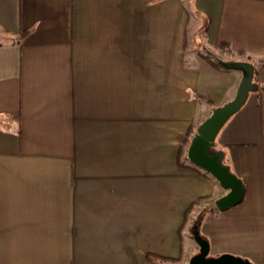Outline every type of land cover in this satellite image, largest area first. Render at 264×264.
<instances>
[{"label": "crops", "instance_id": "1", "mask_svg": "<svg viewBox=\"0 0 264 264\" xmlns=\"http://www.w3.org/2000/svg\"><path fill=\"white\" fill-rule=\"evenodd\" d=\"M202 46L263 87L215 139L244 187L224 211L182 139L241 73ZM201 207L211 255L264 264V0H0V264H187Z\"/></svg>", "mask_w": 264, "mask_h": 264}, {"label": "water", "instance_id": "2", "mask_svg": "<svg viewBox=\"0 0 264 264\" xmlns=\"http://www.w3.org/2000/svg\"><path fill=\"white\" fill-rule=\"evenodd\" d=\"M202 51L220 68L241 73L234 96L211 107L210 113L198 123L186 147L187 160L211 175L225 190L213 201L218 211H224L241 202L244 187L241 178L225 161V151L216 146L215 139L228 119L245 103L248 94L263 87L254 80L253 62L220 57L206 46H202ZM199 224L195 221L191 226V236L198 246V251L189 258L188 264H253L249 259L231 253L209 255L210 245L200 234Z\"/></svg>", "mask_w": 264, "mask_h": 264}, {"label": "trees", "instance_id": "3", "mask_svg": "<svg viewBox=\"0 0 264 264\" xmlns=\"http://www.w3.org/2000/svg\"><path fill=\"white\" fill-rule=\"evenodd\" d=\"M201 54L207 59V60H209L213 65H215V66H217L208 56H206L202 51H201ZM224 58H238V59H245V58H241V57H239V56H236V55H227V56H224ZM218 67V66H217ZM206 101L209 103V104H211V105H214V103L211 101V100H209V99H207L206 98ZM196 127H197V125H194L188 132H187V134L186 135H184L183 136V139H182V141H183V144L185 145V146H187V144L189 143V140H190V138L192 137V135H193V133H194V131H195V129H196ZM178 164L179 165H184V163L182 162V161H178ZM192 168H194V169H196V170H198V171H200L201 172V170L198 168V167H196V166H194V165H190ZM201 199H199V200H197V201H194L193 203H191V205L189 206V208L191 207V206H193L194 204H199L201 201H200ZM210 209H212V210H216V208H215V206L212 204L211 205V207H210ZM201 217H202V214H200L199 215V217L195 220L197 223H200V220H201ZM195 221H193V223L195 222ZM192 223V224H193ZM204 237V236H203ZM205 238V237H204ZM169 259H171V260H175V261H177V262H179L181 259H182V255L180 254L178 257H176V258H169ZM149 260L153 263V264H156V262H155V260L153 259V257L151 258H149Z\"/></svg>", "mask_w": 264, "mask_h": 264}, {"label": "rangeland", "instance_id": "4", "mask_svg": "<svg viewBox=\"0 0 264 264\" xmlns=\"http://www.w3.org/2000/svg\"><path fill=\"white\" fill-rule=\"evenodd\" d=\"M197 36L200 37V39H201V37H202L201 31H198V32H197ZM189 38L191 39V41H194V42H193V47H194V48H200L199 43H197V42H199V40H197V41L195 40L193 30H192V31L190 30ZM192 39H194V40H192ZM201 51H202V48H201ZM202 52H203V51H202ZM203 53H204V52H203ZM204 54H205V53H204ZM185 152H186V150H185ZM185 157H186V156H185ZM212 204H213V203L210 202L209 205H206V208L211 207ZM213 205H214V204H213ZM194 209L197 210L198 208H193V209H192V210L194 211V213H192V215L194 214V219H193V221H195V220L199 217V215H200L201 212L205 211V207H204V208L201 207V208L198 210V212H197V211L195 212ZM193 211H191V212H193ZM193 221H192V223H193ZM192 223H191V226H192ZM191 226L186 227V229L188 230V233L191 232ZM189 239H190V242H192V245H194V240H193V238L190 237ZM220 254H221V253H220ZM209 255H211V254H210V251H209ZM218 255H219V254H218ZM191 256H192V255H191ZM191 256H190V257H191ZM211 256H217V255H211ZM190 257H189V258H190ZM184 258H185V257H182V259H181L180 261L183 262V261H184ZM186 258H187V257H186ZM180 261H179V262H180ZM186 263H187V261H186ZM187 264H188V263H187Z\"/></svg>", "mask_w": 264, "mask_h": 264}]
</instances>
